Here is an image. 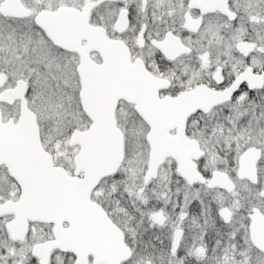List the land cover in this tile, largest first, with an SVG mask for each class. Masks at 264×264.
Wrapping results in <instances>:
<instances>
[{
    "label": "snow or ice",
    "instance_id": "obj_1",
    "mask_svg": "<svg viewBox=\"0 0 264 264\" xmlns=\"http://www.w3.org/2000/svg\"><path fill=\"white\" fill-rule=\"evenodd\" d=\"M0 264H264V0H0Z\"/></svg>",
    "mask_w": 264,
    "mask_h": 264
}]
</instances>
